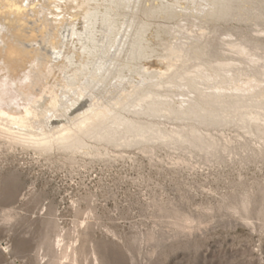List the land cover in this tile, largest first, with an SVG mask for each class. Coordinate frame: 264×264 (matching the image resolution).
Masks as SVG:
<instances>
[{
  "label": "rangeland",
  "instance_id": "obj_1",
  "mask_svg": "<svg viewBox=\"0 0 264 264\" xmlns=\"http://www.w3.org/2000/svg\"><path fill=\"white\" fill-rule=\"evenodd\" d=\"M175 1L121 9L132 21L118 43L127 51L35 123L56 132L104 105L134 122L131 142L86 136L79 150H43L0 138V264H264V140L226 123L219 106L194 112L206 104L203 80L141 77L145 62L165 70L185 45L187 69L236 65L234 81L262 71L264 0ZM159 101L180 111L159 112Z\"/></svg>",
  "mask_w": 264,
  "mask_h": 264
},
{
  "label": "bare ground",
  "instance_id": "obj_2",
  "mask_svg": "<svg viewBox=\"0 0 264 264\" xmlns=\"http://www.w3.org/2000/svg\"><path fill=\"white\" fill-rule=\"evenodd\" d=\"M133 1L0 0V138L43 150L55 147L79 150L88 145L87 137L116 138L125 142L133 140L131 133L134 122L123 115L120 119L115 118L114 109L104 105L86 110L82 116L56 132L48 129L47 125L41 129L35 125L50 109L57 110L59 106L70 103L74 92L86 91L97 84L96 80L108 59L121 51L123 46L119 51V41L122 39L125 43L124 36L129 34L132 21L121 9L133 6ZM208 1L213 5L218 2ZM244 43L236 46L237 53L248 54ZM191 48L185 45L176 58L167 59L165 70H149L154 63L145 62L141 77L147 81H166L184 71L185 77L178 80L191 83L203 80L204 89L199 86L202 92L199 87L200 93L195 92L204 97L206 104L199 107L194 102L199 107L194 112H203L201 116L204 113L215 115L217 110L212 107L219 106L225 111L223 120L226 123L237 122L249 133L264 140V69L238 81L232 78V67L236 65H225L210 71L201 66L204 64H196L198 60L196 65L187 69L192 60ZM126 51L122 49V52ZM253 55L249 56L251 61L255 60L256 56ZM205 80L212 83L207 86L209 89L206 87L207 90ZM170 102L159 101L157 111L175 113L179 108ZM181 112H184L183 109ZM141 129L136 132L139 137L145 135V130ZM198 135L201 138L202 135Z\"/></svg>",
  "mask_w": 264,
  "mask_h": 264
}]
</instances>
